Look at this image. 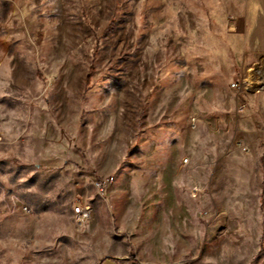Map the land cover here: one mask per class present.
Masks as SVG:
<instances>
[{
    "label": "rangeland",
    "instance_id": "374dc122",
    "mask_svg": "<svg viewBox=\"0 0 264 264\" xmlns=\"http://www.w3.org/2000/svg\"><path fill=\"white\" fill-rule=\"evenodd\" d=\"M258 1L0 0V264H264Z\"/></svg>",
    "mask_w": 264,
    "mask_h": 264
},
{
    "label": "crops",
    "instance_id": "0c3cea01",
    "mask_svg": "<svg viewBox=\"0 0 264 264\" xmlns=\"http://www.w3.org/2000/svg\"><path fill=\"white\" fill-rule=\"evenodd\" d=\"M258 4L264 6V0L258 1ZM255 20L264 22V8L259 9ZM258 27V37L262 42L264 32L262 30L263 28L261 26V23L258 25ZM258 52L264 53V48H258ZM244 87V82H240L239 95L243 102L241 104V107L238 109V123L243 128L251 130L253 129L255 130V132L253 135H243V138H241V140L253 155L259 156L261 158L264 154V91L254 92L250 94L243 89ZM246 100L252 101L253 104L256 103L257 109H250V104L246 103ZM252 122L255 123V127L250 124ZM101 213L103 212L100 210V214Z\"/></svg>",
    "mask_w": 264,
    "mask_h": 264
},
{
    "label": "built area",
    "instance_id": "2783aa9c",
    "mask_svg": "<svg viewBox=\"0 0 264 264\" xmlns=\"http://www.w3.org/2000/svg\"><path fill=\"white\" fill-rule=\"evenodd\" d=\"M244 149H247L246 146H243ZM108 180H111L110 178ZM105 182H96V186L98 187L99 193L103 195V192H105L107 188V181ZM78 205L75 207V212L80 216L82 220L88 218L91 215L92 207L87 203L86 200L79 199ZM138 264H156V263H147L143 261H139Z\"/></svg>",
    "mask_w": 264,
    "mask_h": 264
},
{
    "label": "trees",
    "instance_id": "16d2710c",
    "mask_svg": "<svg viewBox=\"0 0 264 264\" xmlns=\"http://www.w3.org/2000/svg\"><path fill=\"white\" fill-rule=\"evenodd\" d=\"M110 259H114V258L108 257L106 260H107V261H110Z\"/></svg>",
    "mask_w": 264,
    "mask_h": 264
},
{
    "label": "bare ground",
    "instance_id": "6f19581e",
    "mask_svg": "<svg viewBox=\"0 0 264 264\" xmlns=\"http://www.w3.org/2000/svg\"><path fill=\"white\" fill-rule=\"evenodd\" d=\"M251 82H253V83L255 84V81H251ZM251 82H250V83H251Z\"/></svg>",
    "mask_w": 264,
    "mask_h": 264
},
{
    "label": "water",
    "instance_id": "95a60500",
    "mask_svg": "<svg viewBox=\"0 0 264 264\" xmlns=\"http://www.w3.org/2000/svg\"><path fill=\"white\" fill-rule=\"evenodd\" d=\"M175 264H183V263H175Z\"/></svg>",
    "mask_w": 264,
    "mask_h": 264
}]
</instances>
